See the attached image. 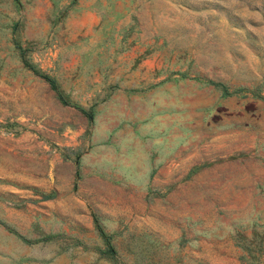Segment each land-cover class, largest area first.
Here are the masks:
<instances>
[{
	"label": "rangeland",
	"instance_id": "obj_1",
	"mask_svg": "<svg viewBox=\"0 0 264 264\" xmlns=\"http://www.w3.org/2000/svg\"><path fill=\"white\" fill-rule=\"evenodd\" d=\"M0 264H264V0H0Z\"/></svg>",
	"mask_w": 264,
	"mask_h": 264
},
{
	"label": "trees",
	"instance_id": "obj_2",
	"mask_svg": "<svg viewBox=\"0 0 264 264\" xmlns=\"http://www.w3.org/2000/svg\"><path fill=\"white\" fill-rule=\"evenodd\" d=\"M13 44L15 49L18 50L19 55L21 57V62L23 64V66L31 71L32 73H34L35 75L39 76L45 83L48 84L49 88L56 92V94L58 95L59 99L61 100V102L63 104L68 105V103L64 100L62 94L59 92L57 83L55 81V79H53L52 77L45 75L43 73L38 72L33 66L32 64H30V62L26 59L25 57V51L23 50V48L20 46V44L16 41V39H13ZM217 87H220V89L223 91V93H227V89L224 85L222 84H216ZM86 117H88L89 119H91L93 117V114L90 111H85V110H80ZM102 233V232H101Z\"/></svg>",
	"mask_w": 264,
	"mask_h": 264
}]
</instances>
